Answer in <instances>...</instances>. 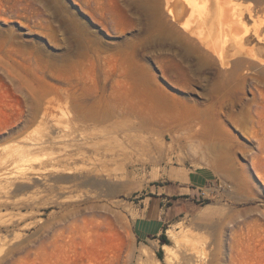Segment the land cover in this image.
<instances>
[{"label": "rangeland", "instance_id": "374dc122", "mask_svg": "<svg viewBox=\"0 0 264 264\" xmlns=\"http://www.w3.org/2000/svg\"><path fill=\"white\" fill-rule=\"evenodd\" d=\"M250 53L264 59V0H0V153L25 148V137L41 128L37 121L4 139L29 109L23 95L9 93L21 87L71 88L78 91L63 100H74L95 78L94 94L106 100L117 81L148 80L151 97L135 100L163 119L148 133L153 158L135 153L114 193L74 192L85 200L73 201L83 210L69 218L72 227L63 228L57 207L23 219L20 208H4L15 226H0V264H170L168 230L188 225L205 232L202 264H264V64L254 66ZM240 57H248L237 64L243 79L228 94L221 84ZM203 166L215 170L218 185L197 211L169 222L166 241L138 238L134 222L161 195L159 186L173 171ZM12 196L28 199L23 190ZM172 264H188L178 247Z\"/></svg>", "mask_w": 264, "mask_h": 264}, {"label": "bare ground", "instance_id": "6f19581e", "mask_svg": "<svg viewBox=\"0 0 264 264\" xmlns=\"http://www.w3.org/2000/svg\"><path fill=\"white\" fill-rule=\"evenodd\" d=\"M253 53H250L254 58L251 61L253 65L257 67L259 63L264 64V59L256 57ZM246 60L248 57H240L233 62L231 76L223 80L221 84L226 89V93L238 92L239 87L235 80L243 79V77L238 73L237 66ZM95 80L93 78V85L85 87L74 100L70 97L63 100L65 95L69 96L78 91H73L71 88L21 87L9 91L14 95H23L30 105L28 110L22 111L21 122L11 127L4 139H10L27 131L37 121L40 122L41 128L40 132L25 137L27 141L25 148L19 145L12 151L0 153V226L8 228L15 226V222L8 218L10 216L1 214L4 208L14 207L12 210L20 208L21 211H15L19 215L21 212L20 218L23 219L42 215L48 209L53 215L55 214L54 207H57L63 211V214L58 216L63 228H70L72 224H67L69 218L83 210L73 201L85 200L73 195L76 190L88 188L90 192L86 194L87 197L106 198L114 193L118 185L120 169L126 170L124 175L130 177V167L135 165L136 160L139 159V157L134 159L135 153L140 152L143 155L142 158L147 161L153 158L148 157L150 150L148 133L156 124L160 125L163 119L152 115L151 110L140 105L142 102L135 100L137 93L141 95V99L151 97L149 85L145 83L148 80L142 81L143 84L141 82L140 87L132 84L128 78L124 81H117L112 94L109 96L104 94L106 100L97 99L94 94L97 92L94 90L97 88L94 87ZM106 87L105 84L101 89L104 90ZM50 95L51 98L44 100ZM262 96L264 98V92ZM174 105L167 103L166 107L174 111ZM61 117L67 118L66 129L59 128ZM247 117L249 120H254L250 110H248ZM218 129L219 131L225 130V124L220 122ZM69 147L73 149L67 150ZM46 150L48 152H45ZM151 154L152 152L150 156ZM186 175V171L177 170L172 172L171 178L184 180ZM16 190L25 191L26 199L27 196L28 199L21 202L14 199L12 194ZM43 191L49 192L51 196L45 199L46 196L42 197L41 192ZM40 193L39 198L35 197ZM71 206L75 207L71 208ZM10 230L15 231V229ZM62 231L60 235L63 236L64 230ZM204 233L200 225H188L180 230L169 229L168 236L172 243L163 244L165 261L172 264L178 247L188 260V264H202V255L206 253L204 251L207 242ZM2 240L0 238V247L4 246ZM261 254L264 256V239Z\"/></svg>", "mask_w": 264, "mask_h": 264}, {"label": "crops", "instance_id": "0c3cea01", "mask_svg": "<svg viewBox=\"0 0 264 264\" xmlns=\"http://www.w3.org/2000/svg\"><path fill=\"white\" fill-rule=\"evenodd\" d=\"M218 177L213 168L203 166L191 168L184 180H167L159 187L160 196L155 197L147 212L134 222L138 238L148 241L164 233L166 225L195 213L201 204L199 189L215 188Z\"/></svg>", "mask_w": 264, "mask_h": 264}, {"label": "built area", "instance_id": "2783aa9c", "mask_svg": "<svg viewBox=\"0 0 264 264\" xmlns=\"http://www.w3.org/2000/svg\"><path fill=\"white\" fill-rule=\"evenodd\" d=\"M215 189L216 188H214V190ZM214 190L211 187L200 188L199 189V195H200V197L205 199V198L209 197L210 193H213Z\"/></svg>", "mask_w": 264, "mask_h": 264}, {"label": "trees", "instance_id": "16d2710c", "mask_svg": "<svg viewBox=\"0 0 264 264\" xmlns=\"http://www.w3.org/2000/svg\"><path fill=\"white\" fill-rule=\"evenodd\" d=\"M164 241H166L167 239H166V235L165 234H162L161 236H160Z\"/></svg>", "mask_w": 264, "mask_h": 264}]
</instances>
